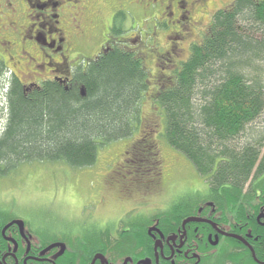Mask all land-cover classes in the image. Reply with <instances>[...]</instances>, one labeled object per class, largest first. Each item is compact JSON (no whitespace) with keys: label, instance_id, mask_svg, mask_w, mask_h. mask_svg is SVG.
<instances>
[{"label":"trees","instance_id":"16d2710c","mask_svg":"<svg viewBox=\"0 0 264 264\" xmlns=\"http://www.w3.org/2000/svg\"><path fill=\"white\" fill-rule=\"evenodd\" d=\"M146 40L134 49L116 45L86 71L78 70L72 82L46 80L30 89L0 63V179L34 163L92 167L102 148L137 132L119 155H132L133 170L120 173L112 162L105 185L100 183L104 189L123 195L151 187L164 196L160 166L168 159L160 137L203 177L206 196L218 200L224 192L219 206L225 214L242 209L240 200L254 192L264 200V128L256 126L264 116V6L239 0L235 10L221 11L204 41L184 57L173 54L176 45L175 52L159 55L151 37ZM146 102L150 118L143 115ZM200 197L189 199L185 210L172 206L171 216L193 213ZM169 200L174 196L168 194L164 201ZM12 217L0 208V235ZM71 222L58 221L65 226L61 235L97 238L84 230L95 221L82 222L78 231ZM111 240L109 233L110 245Z\"/></svg>","mask_w":264,"mask_h":264},{"label":"flooded vegetation","instance_id":"af4514ba","mask_svg":"<svg viewBox=\"0 0 264 264\" xmlns=\"http://www.w3.org/2000/svg\"><path fill=\"white\" fill-rule=\"evenodd\" d=\"M238 1L0 0V63L7 74L29 84V89L46 80L72 82L78 70L86 71L116 45L134 49L151 37L158 54L168 51L159 42L165 38L162 30H178L175 36L166 35L169 51L175 52L172 47L177 38L188 41L187 49L200 44L211 32L216 16L235 10ZM248 1L264 6V0ZM22 63L25 71L14 66ZM200 185L205 191L180 196L171 192L174 200L158 207L151 206L155 195L151 187L123 195L115 192L113 201L129 208L125 213L123 206L119 208L122 213L114 224L113 220L109 225L93 220L95 223L84 228L97 238L77 233L50 238L30 221L12 217L5 225L20 218L24 229L14 223L1 231L0 264H76L83 258L91 264L99 254L104 261L97 256L93 264H264V200L260 192L240 200L243 210L225 214L220 208L224 192L219 191L221 197L216 200L206 196L205 180ZM103 197L108 198L106 192ZM199 197L193 202V213L176 219L171 216L172 206L185 210L189 199ZM144 207L147 209L142 210ZM187 218L200 220L184 224Z\"/></svg>","mask_w":264,"mask_h":264},{"label":"rangeland","instance_id":"374dc122","mask_svg":"<svg viewBox=\"0 0 264 264\" xmlns=\"http://www.w3.org/2000/svg\"><path fill=\"white\" fill-rule=\"evenodd\" d=\"M138 15L139 18L143 16L141 12ZM103 16L106 21L108 16L106 11ZM162 34L166 38V35H170V31H162ZM165 38L161 37L159 42L166 49H169L170 43ZM186 44L188 41L184 42L177 38L175 48L179 46V50L173 54L175 56L180 54L184 57L187 49ZM181 50L183 52H180ZM14 66L16 69L26 70L23 63ZM163 70L166 71V68ZM262 73L264 75V65ZM25 79L29 80L28 78ZM148 105L149 103L146 102L143 107L145 118L148 116L150 118L151 114L152 108ZM256 126L257 130H263L264 116ZM137 134L136 132L131 139L119 140L107 145L104 149L102 148L96 163L92 167L74 169L64 165L45 163L23 165L18 174L0 179V208L40 226L48 234L55 235V237L60 236L62 234L61 228L65 227L62 223L57 224L60 219L72 221L76 231L80 230L82 222L91 220L107 222L109 225L110 221L120 217L122 212L119 208L122 209L123 206L125 213L129 207L126 203L113 201L116 195L114 190L105 191V176L109 165L113 163L115 167L120 169V173L124 174L125 171L133 170L134 167L131 166L134 164L131 162L134 160L132 155L130 153L124 156L119 155L128 145L130 146L133 141L137 140ZM158 141L162 156L168 161L160 166L164 167L167 164L164 169V185H162L164 196L158 197L154 191L155 195L151 198L153 203L151 206H160L171 192L180 196L184 193L189 195L205 191L200 185L204 180L203 177L196 174L189 160H186L179 153L171 152L169 148L163 145V140L160 137ZM126 160L128 163H125ZM123 166L125 167L122 168ZM168 166L171 169H168ZM101 181L104 185L100 184ZM105 192L108 196L107 199L103 197ZM104 201H108V203L103 207ZM146 209V207L142 208V210ZM136 212L134 211V213Z\"/></svg>","mask_w":264,"mask_h":264},{"label":"water","instance_id":"95a60500","mask_svg":"<svg viewBox=\"0 0 264 264\" xmlns=\"http://www.w3.org/2000/svg\"><path fill=\"white\" fill-rule=\"evenodd\" d=\"M192 220H200V219H198V218H187V219L184 221V224H185L186 222H188V221H192ZM14 223L18 224V225L21 227V229H24V222H23V220H22V219H14L13 221H11V222L8 223L7 225H5L2 231L4 232V231H5L10 225H12V224H14ZM215 243H216V242H214V244H215ZM97 256L100 257V258L102 259V261H104V256H103V255L99 254V255H97ZM97 256H95V258L93 259V262H92L91 264L94 263V261H95V259H96Z\"/></svg>","mask_w":264,"mask_h":264}]
</instances>
